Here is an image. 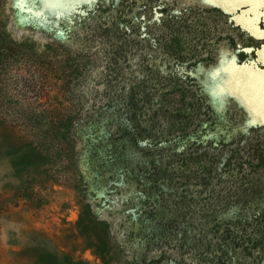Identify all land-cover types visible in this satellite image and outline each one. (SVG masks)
<instances>
[{
    "label": "rangeland",
    "instance_id": "1",
    "mask_svg": "<svg viewBox=\"0 0 264 264\" xmlns=\"http://www.w3.org/2000/svg\"><path fill=\"white\" fill-rule=\"evenodd\" d=\"M262 15L0 0V264H264Z\"/></svg>",
    "mask_w": 264,
    "mask_h": 264
},
{
    "label": "snow or ice",
    "instance_id": "2",
    "mask_svg": "<svg viewBox=\"0 0 264 264\" xmlns=\"http://www.w3.org/2000/svg\"><path fill=\"white\" fill-rule=\"evenodd\" d=\"M25 4L29 9L35 8L36 14L39 16L44 15L45 9H50L52 6H67V5H78L82 2H87V0H24ZM238 4H246L248 0H235ZM261 4H264V0H259ZM264 18V15H262ZM253 19H257L253 15ZM238 81H244L247 83L249 80L254 79V73L245 71L244 73H240L239 71L236 73L235 77ZM214 96L219 99V93H214ZM261 105L264 106V101H261ZM257 115H261L262 113L257 112Z\"/></svg>",
    "mask_w": 264,
    "mask_h": 264
},
{
    "label": "trees",
    "instance_id": "3",
    "mask_svg": "<svg viewBox=\"0 0 264 264\" xmlns=\"http://www.w3.org/2000/svg\"><path fill=\"white\" fill-rule=\"evenodd\" d=\"M43 114H48V110H47V108H45V110L42 112ZM25 121V120H24ZM16 122L18 123L19 121L18 120H16ZM23 123L25 124V125H23ZM22 124H20V125H23L26 129H27V126H30L29 125V122H23Z\"/></svg>",
    "mask_w": 264,
    "mask_h": 264
}]
</instances>
